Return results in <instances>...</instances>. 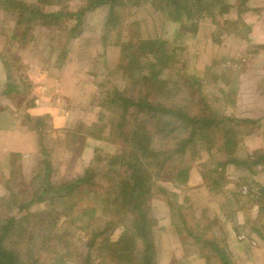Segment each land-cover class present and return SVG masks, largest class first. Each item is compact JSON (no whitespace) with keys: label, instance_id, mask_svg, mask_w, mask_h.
Masks as SVG:
<instances>
[{"label":"rangeland","instance_id":"rangeland-1","mask_svg":"<svg viewBox=\"0 0 264 264\" xmlns=\"http://www.w3.org/2000/svg\"><path fill=\"white\" fill-rule=\"evenodd\" d=\"M85 3L65 0L63 6L75 12ZM125 3L117 11L116 23L108 24L109 9L99 7L84 14L74 38L67 37L63 29L53 31L36 24L26 32L24 43L20 40L23 27L16 28L12 16L0 9V40L17 38L18 46L30 45L26 50L36 55L29 54L28 66L34 61L44 66L60 64L69 51L75 68L83 71L75 81L92 83L87 89L89 97L77 106L80 111L74 112L76 118L69 125L51 131L49 120H43L47 133L34 154L0 157V200H4L0 216L24 208L16 218L24 216L18 229L11 232L22 235L15 240L22 248L27 244L38 247L45 231L56 234L67 228L63 239L69 240L68 245L51 240L48 247H41L52 249V261L61 257L65 264H75L70 261L75 251L72 247L84 251V223L88 228L100 223L106 198L120 187L129 191L132 178H136L146 183L142 199L153 219L152 264H205L202 256L208 253V242L225 250L229 264H264V214L260 215L256 202H264V192H260L264 191V158L254 164L264 155V0H200V8L194 11L188 4L191 0ZM52 10L56 8H45L46 12ZM72 24L75 20L63 19L58 27ZM153 44L156 55H169L153 70L160 71L166 87L148 83L143 99L146 107L141 112L131 107L123 111V99L136 98L134 89L141 74H150ZM10 48L5 62L15 60L16 51L9 53ZM124 64L125 73L121 69ZM24 74L13 69L10 77L16 84L20 77L21 84L30 83ZM150 101L163 102L171 112L154 126ZM194 118L209 122L208 126L192 125ZM155 126L161 127L152 129ZM114 127L137 133L139 138L135 143L137 162L130 161L128 175V167L116 176L109 172L110 163L106 164L131 145L128 139L132 137L126 134L125 143L120 136L117 140ZM150 130L165 135L161 137L159 132L158 138L149 140ZM111 132L113 139L108 136ZM192 133L193 139L183 151L167 158ZM142 142L144 146L139 145ZM159 148L167 155L141 158L146 149L153 152ZM118 167L119 174L122 167ZM90 168L98 173L80 190L86 189L85 195L64 194L58 203L55 194H49L43 195L45 203H35L46 178L48 185L59 188ZM12 194L16 195L13 200ZM85 209L90 214L80 217ZM76 216L80 220L73 221ZM38 221L41 230L31 225ZM196 225L202 226V231ZM122 234L123 228L118 227L111 239ZM122 264H139V260ZM210 264L218 263L213 260Z\"/></svg>","mask_w":264,"mask_h":264},{"label":"trees","instance_id":"trees-1","mask_svg":"<svg viewBox=\"0 0 264 264\" xmlns=\"http://www.w3.org/2000/svg\"><path fill=\"white\" fill-rule=\"evenodd\" d=\"M64 1L65 0H35V3L27 4L23 1L18 0H0V9L12 16L14 26L16 28L19 29V27H23L25 31L20 36V40L22 41L24 39V36H26V32L32 29V26L36 24L41 25L44 28L48 27L52 30L54 29L53 31H59L60 29H63V31L66 32L67 37L74 38L75 33L78 31L77 28H79L81 24L82 17L87 11H92L99 7H107L109 9L107 23L113 24L116 23L115 19L117 18V11L126 4L125 0H86V3L83 6L77 8L75 12H72L69 11L68 7L63 6ZM129 1L131 0H126V2ZM141 1L145 2V0ZM199 1L200 0H191V4L188 3L189 5H191L190 8L192 9V11H194L195 8H200V5H198ZM136 5L138 4L136 3ZM196 5L198 6L194 7ZM46 7H55L56 10L46 12ZM188 15L187 17L189 18ZM63 19H66L67 21L75 20V24H72L71 27H58L59 23ZM152 47H150V74H147V77L141 74V81L139 85L134 89V95L136 98H138H130L125 100L123 99V111L128 107H131L136 109L138 112H141V110L146 107V104L144 102V90L145 86L148 83L156 88H159L157 86H161L162 88L166 87L163 79L159 78L160 71L154 72L153 70H155L158 65L165 63V61L167 60V56L169 55L163 52L160 55H156L154 51L155 45L153 44ZM124 67H127L126 64L123 65V68L121 66V69L125 73L127 71V68ZM120 100L121 98H117L116 101ZM150 112L152 113L150 115L152 126L156 125L159 121L161 122L162 119H164L169 113H171L167 111L163 102H160L159 104L151 101ZM175 116L180 118V120H183L184 118V116L180 113L175 114ZM208 123L209 122H206L203 119L196 122L195 118L191 121V124L195 126H208ZM232 123L237 124L236 122ZM117 127L120 128L119 125H117ZM117 127L112 128L114 132L116 131L115 135H117V140L120 136L125 143V134L132 137L131 139H128L131 143L129 148H123L121 154L112 156L107 160L106 164L110 163L108 167L109 172L113 175L119 176L120 174H124L123 171L126 170V167H128L127 170L129 171V164L132 159L133 161H135V163L137 162L136 158L134 157L136 154L135 143H138L137 139L139 138L137 137V133L132 134V132L130 131L123 132L120 131ZM160 127L161 126H155L152 129H158ZM159 132H161V130H156L153 132L150 130L149 140L158 138L157 136ZM162 133L164 132H161V137L165 135ZM193 135L194 134L192 133V137L190 139L183 140V144H181L177 150L172 151L170 155L167 156V158L173 156L177 151L182 152L185 145L191 142V139H193ZM108 136L112 137L113 139V132H111V134H108ZM139 145L144 146V142L140 143ZM164 155H167V153H163L162 149L160 148L159 150L157 149L153 152L151 149L150 151L146 149L141 158L148 160L159 159ZM259 158V160L254 162L255 165L260 163L261 159L264 158V155ZM232 161L233 160H230V162ZM118 166L122 167L120 168L121 173L119 174L116 169V167ZM94 168L85 169L82 175L76 181L71 184H65L59 188H53L48 185V179L46 178L44 182L42 181V191L37 197L35 203H45L47 198H45L43 195L47 196L49 194H55V197L59 200L58 203H60V199L64 194L71 195L73 193H82V195H85L87 190H80L87 184L91 183L93 178L96 177L98 171ZM111 168H113V170ZM45 172H47V170ZM126 174H131V171L127 172ZM131 182L132 184L129 191H127L126 187H120L121 190H119V188H116L119 191H115L111 194L110 198H106V202L109 207L105 202L101 210V215L103 216V218L100 223H97L94 228H88V224L84 223L86 226L85 229L83 228L85 230L83 234L84 240L82 242L84 251L77 245L72 247L75 251H72V259L70 261L75 264H77L78 262L80 264H122L124 262L128 263L129 259L132 260V262L136 259L139 260V264H152L154 259V252L150 229L153 223V219L150 217L148 207L145 206L144 200L142 199L144 191L147 190L146 183H141L137 181L136 178H132ZM260 192L263 193L264 191H262L261 189ZM15 196L16 195L12 194L10 197L13 200ZM50 201L53 202L52 200ZM2 202H4V200H0V204ZM256 202L258 205V210L260 211V215L264 214V202H262L261 200H257ZM9 204H11V202ZM119 205L123 206V208H121L120 210L117 209V206ZM71 207L69 209L67 208V211H69V214L67 215L69 216L71 215ZM22 209L24 208H21L20 206L14 215L6 216V213H3L0 216V264H45L48 262H52L53 264H65V262L63 261L64 259H62L61 257H58L59 259L57 258L52 261V255H50L52 249L41 246L46 245L48 247L47 242H52L51 240H54L56 244H60L61 242L63 245H68V243H70L68 242L69 240L63 239V234H65L67 228L66 230L63 229L62 231L55 232L56 234H52L50 231L46 233L45 231L43 237L42 235H40L42 239L39 241L41 243L38 247H35L32 244H27L25 245V248H22L21 244H17L15 242V240L17 239H22V235L20 233H16V235L11 233L18 229L19 222L21 221V218L24 217L23 216L18 220L16 219L18 215H20ZM81 213L82 214L80 215V217H82V215L88 216L90 214V212H88V209H85L84 211L82 210ZM80 217L76 216L72 219L73 221H76L77 219L80 220ZM39 224L41 223L38 221L31 225L35 230H41L42 227ZM196 226L197 229L202 231V226ZM118 227L123 228V234L119 236L118 239L112 240V232ZM188 233L192 235V232L188 231ZM138 241L140 244H137ZM140 246H142V248L139 250ZM206 246L208 253L202 256L205 259V264H210L213 260L218 264H229L228 255L225 254V250H222L218 246V244L211 245L210 242H208Z\"/></svg>","mask_w":264,"mask_h":264},{"label":"crops","instance_id":"crops-1","mask_svg":"<svg viewBox=\"0 0 264 264\" xmlns=\"http://www.w3.org/2000/svg\"><path fill=\"white\" fill-rule=\"evenodd\" d=\"M31 40L25 42L29 44ZM18 41L17 38L0 40V157L22 158L32 151L34 154L47 133L43 120H49L51 131L65 128L76 118L74 112L80 111L77 106L87 100V89L92 85L89 81H75L83 71L75 68L69 51L68 58L60 64L44 66L34 61L28 66L27 58L33 52L28 53L30 45L25 49L18 46ZM8 46H12L9 53L16 51L12 62L3 60ZM13 69L25 73L30 83L21 84L20 77L16 84L10 77Z\"/></svg>","mask_w":264,"mask_h":264}]
</instances>
